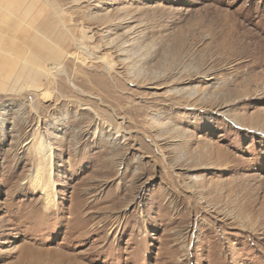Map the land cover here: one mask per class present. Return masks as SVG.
<instances>
[{"label": "rangeland", "instance_id": "374dc122", "mask_svg": "<svg viewBox=\"0 0 264 264\" xmlns=\"http://www.w3.org/2000/svg\"><path fill=\"white\" fill-rule=\"evenodd\" d=\"M0 264H264V0H0Z\"/></svg>", "mask_w": 264, "mask_h": 264}, {"label": "bare ground", "instance_id": "6f19581e", "mask_svg": "<svg viewBox=\"0 0 264 264\" xmlns=\"http://www.w3.org/2000/svg\"><path fill=\"white\" fill-rule=\"evenodd\" d=\"M50 68H52V66ZM46 147L47 146H45L44 144H41L38 149L44 150ZM46 161H47L46 164L41 163L40 168L33 172L29 181H30V185L33 188L40 189L41 192L44 194L46 201H49L51 198V195H50L51 188L49 187V185L51 184L50 183L51 182L50 181V173L51 172H50V170L47 171L46 167L50 161V156H48ZM42 172H44V174H46V175H41Z\"/></svg>", "mask_w": 264, "mask_h": 264}]
</instances>
